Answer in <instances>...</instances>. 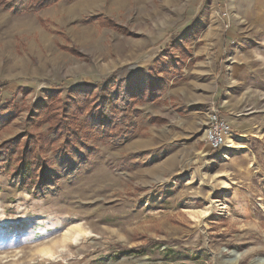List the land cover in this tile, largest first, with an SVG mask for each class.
Returning <instances> with one entry per match:
<instances>
[{
  "label": "rangeland",
  "instance_id": "374dc122",
  "mask_svg": "<svg viewBox=\"0 0 264 264\" xmlns=\"http://www.w3.org/2000/svg\"><path fill=\"white\" fill-rule=\"evenodd\" d=\"M189 52L183 65L176 61ZM162 59L173 61L166 89L155 101L131 103ZM79 84L90 99L49 138L50 115L66 118ZM107 85L117 127L130 131L117 142L89 112L93 93ZM7 104L0 143L15 138L24 148L43 135L36 173L60 192L22 189L10 181L15 157L0 163V264L264 258V0H57L31 12L0 4V105ZM213 104L235 147L208 144Z\"/></svg>",
  "mask_w": 264,
  "mask_h": 264
},
{
  "label": "trees",
  "instance_id": "16d2710c",
  "mask_svg": "<svg viewBox=\"0 0 264 264\" xmlns=\"http://www.w3.org/2000/svg\"><path fill=\"white\" fill-rule=\"evenodd\" d=\"M57 0H0V4L5 9L14 10L16 12H31L38 11L46 5H50ZM97 19L105 20L101 16ZM176 48V46H175ZM193 55L189 52L186 55V59L179 60L176 59L181 65L184 64L185 60L192 58ZM173 61L168 60L164 63V59L155 63L148 69L145 73L148 77L147 83L145 85H137L136 90L130 95L131 103L136 104L139 101H155L159 98L161 91L165 90L168 86V70L166 67H172ZM176 65V64H175ZM163 75H160L161 71ZM76 96L69 95L70 100L65 103L66 118L58 117V115L51 114L52 122L49 127V138L57 139L59 133L64 129L65 124L71 118L73 111L77 109L80 104L84 101L87 102L90 99V91L87 90V85L79 84L77 86ZM71 93H74L73 91ZM118 97L119 94H116ZM54 99V98H51ZM90 117L93 123L96 125L98 130L106 134V139L109 142H117L120 138L119 132L129 133V129L123 127H117V121L115 119V112L117 108V101L115 95L112 94L110 86H102L99 88L98 92L93 93L90 101ZM7 105H0V112L8 109ZM82 128L74 129L76 137H81ZM43 135L37 134L36 136L30 137L26 140V146L20 148L21 146L15 145V138H9L0 143V163L5 165L12 164L14 157L16 161L15 172L10 177L11 182H18L20 188L25 190H32L36 193L46 192L51 194H57L60 192V187L51 181L50 177L47 175H42L38 177L36 171L38 170L40 156L36 153L37 140H42ZM68 142H72L68 140ZM65 147V146H64ZM132 154V153H131ZM2 167L0 166V172ZM38 182L41 183V189L38 190ZM180 253H173V258L179 256Z\"/></svg>",
  "mask_w": 264,
  "mask_h": 264
},
{
  "label": "built area",
  "instance_id": "2783aa9c",
  "mask_svg": "<svg viewBox=\"0 0 264 264\" xmlns=\"http://www.w3.org/2000/svg\"><path fill=\"white\" fill-rule=\"evenodd\" d=\"M230 123L223 117L218 105L213 104L208 115V127L206 139L212 149L218 150L222 147H231L229 139L235 141Z\"/></svg>",
  "mask_w": 264,
  "mask_h": 264
},
{
  "label": "bare ground",
  "instance_id": "6f19581e",
  "mask_svg": "<svg viewBox=\"0 0 264 264\" xmlns=\"http://www.w3.org/2000/svg\"><path fill=\"white\" fill-rule=\"evenodd\" d=\"M230 135L232 136L233 134H230ZM228 142H230L231 147H235V143H234V140L233 139H229ZM240 255L241 254L239 252H234L233 253V257L232 258H229L228 261L230 263L234 264V263H236L239 260ZM256 263H258V264H264V258L258 257L257 259H255V260L252 261V264H256Z\"/></svg>",
  "mask_w": 264,
  "mask_h": 264
}]
</instances>
